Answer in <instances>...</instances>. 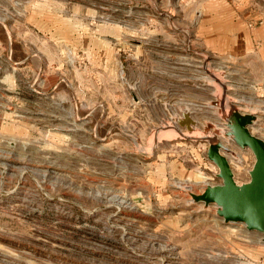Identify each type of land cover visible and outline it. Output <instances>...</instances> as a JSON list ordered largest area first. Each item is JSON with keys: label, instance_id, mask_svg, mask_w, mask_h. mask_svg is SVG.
<instances>
[{"label": "rangeland", "instance_id": "rangeland-1", "mask_svg": "<svg viewBox=\"0 0 264 264\" xmlns=\"http://www.w3.org/2000/svg\"><path fill=\"white\" fill-rule=\"evenodd\" d=\"M255 30L264 0H0V264H264L187 193L221 179L175 120L220 126L226 87L264 139Z\"/></svg>", "mask_w": 264, "mask_h": 264}, {"label": "water", "instance_id": "water-1", "mask_svg": "<svg viewBox=\"0 0 264 264\" xmlns=\"http://www.w3.org/2000/svg\"><path fill=\"white\" fill-rule=\"evenodd\" d=\"M225 90L226 87L222 98L214 102L218 107L220 126L207 122L200 131L195 128L196 122L187 110L181 111V117H175L187 129L189 137L198 133L197 138L207 143V158L216 165L217 177L221 179V183L207 184L201 193L186 190L192 201L201 203L203 208L215 205L216 215L225 223H242L246 229L262 233L261 241H264V139L250 130L258 120L257 115L242 112L238 104L226 98ZM231 144L248 148L254 155L246 182L237 183L234 179L227 154L237 159L238 153Z\"/></svg>", "mask_w": 264, "mask_h": 264}, {"label": "crops", "instance_id": "crops-1", "mask_svg": "<svg viewBox=\"0 0 264 264\" xmlns=\"http://www.w3.org/2000/svg\"><path fill=\"white\" fill-rule=\"evenodd\" d=\"M259 37H260V35L258 34V30H255L254 31V38H253L254 45H252L255 48L264 46V40L258 39ZM262 61H264V59Z\"/></svg>", "mask_w": 264, "mask_h": 264}, {"label": "bare ground", "instance_id": "bare-ground-1", "mask_svg": "<svg viewBox=\"0 0 264 264\" xmlns=\"http://www.w3.org/2000/svg\"><path fill=\"white\" fill-rule=\"evenodd\" d=\"M244 151V150H243ZM230 161V160H229ZM242 161V156L241 154L238 153V158L236 159V162H241ZM244 225V224H243Z\"/></svg>", "mask_w": 264, "mask_h": 264}]
</instances>
